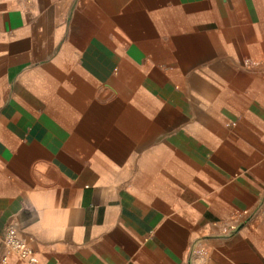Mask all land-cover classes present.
I'll list each match as a JSON object with an SVG mask.
<instances>
[{
    "label": "crops",
    "instance_id": "0c3cea01",
    "mask_svg": "<svg viewBox=\"0 0 264 264\" xmlns=\"http://www.w3.org/2000/svg\"><path fill=\"white\" fill-rule=\"evenodd\" d=\"M11 224L33 264H264V0H0Z\"/></svg>",
    "mask_w": 264,
    "mask_h": 264
},
{
    "label": "built area",
    "instance_id": "2783aa9c",
    "mask_svg": "<svg viewBox=\"0 0 264 264\" xmlns=\"http://www.w3.org/2000/svg\"><path fill=\"white\" fill-rule=\"evenodd\" d=\"M11 254H15L23 262L29 264L35 262V253L16 224L8 226L4 233L3 254L0 256V264H7L8 256Z\"/></svg>",
    "mask_w": 264,
    "mask_h": 264
}]
</instances>
